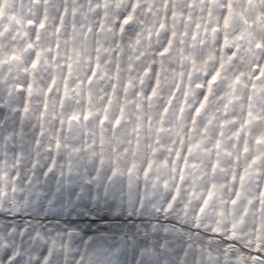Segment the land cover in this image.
<instances>
[{
	"label": "snow or ice",
	"instance_id": "obj_1",
	"mask_svg": "<svg viewBox=\"0 0 264 264\" xmlns=\"http://www.w3.org/2000/svg\"><path fill=\"white\" fill-rule=\"evenodd\" d=\"M0 264H264V0H0Z\"/></svg>",
	"mask_w": 264,
	"mask_h": 264
}]
</instances>
